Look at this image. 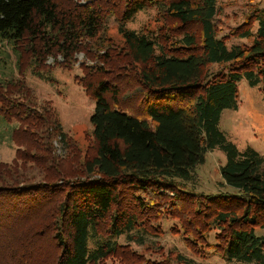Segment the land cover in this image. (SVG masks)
Instances as JSON below:
<instances>
[{"label": "trees", "instance_id": "1", "mask_svg": "<svg viewBox=\"0 0 264 264\" xmlns=\"http://www.w3.org/2000/svg\"><path fill=\"white\" fill-rule=\"evenodd\" d=\"M244 1V21L222 34L219 0H0V48L9 46L19 74L0 75V117L15 124L16 144L14 159L0 161V199L33 197V221L18 238L49 236L57 251L38 264H172L131 246L157 235L166 218L179 222L201 256L264 264V236L255 231L264 227V155L241 151L219 125L223 110L238 107L240 80L264 93V7ZM146 8L157 9L162 25L128 28ZM111 19L121 44L108 36ZM230 36L249 43L229 46ZM80 52L94 63H81L76 81L96 100L84 153L25 77L29 68L46 78L49 58L72 69ZM216 148L227 155L221 173L236 191L196 194L186 184ZM22 208L0 212L4 232L15 231ZM30 255L22 251L9 263L35 264ZM174 260L201 264L181 253Z\"/></svg>", "mask_w": 264, "mask_h": 264}, {"label": "rangeland", "instance_id": "2", "mask_svg": "<svg viewBox=\"0 0 264 264\" xmlns=\"http://www.w3.org/2000/svg\"><path fill=\"white\" fill-rule=\"evenodd\" d=\"M78 1L82 3V1L87 2L89 0ZM256 1L260 2L261 6L264 7V0ZM219 8L218 18L222 34H229L231 28L240 25L244 21L245 13L248 11L244 0H219ZM161 25L162 20L156 8H146L138 12L127 23L128 28L140 32L145 29L157 30ZM107 33L116 43H123V38L118 30V21L115 19L109 21ZM244 42L249 43L247 39L230 36L228 45L242 44ZM15 59L16 56L10 51L9 46L6 47V51L0 48V75L10 76L11 70H13V75H19L17 74ZM57 59L62 61L60 60L62 57L59 58L58 56ZM76 59L72 69H65L57 65L52 58H49L47 64L51 66V71L46 74V78L42 79L33 75L29 68L26 70L25 77L41 102L47 100L52 102L58 112L64 131L68 133L72 140L81 148L82 153H84L92 142L93 127L91 115L95 109L96 100L86 93L84 87L76 81L75 76L76 74H82L81 63L86 61L92 64L94 61L84 52L77 53ZM27 66L28 62L24 63L25 69ZM214 68L216 69L217 67ZM12 124L14 123L12 122ZM219 125L227 138L234 142L241 151L252 148L264 155V93L261 88L251 86L245 79L240 80L238 82V107L237 109L223 110ZM11 126L9 122L1 121L0 119V161L3 162H11L16 155V144L11 141L9 134ZM54 147L56 154H64L65 149H63L58 138L54 139ZM226 161L227 155L222 149L216 148L212 151H207L204 155L203 163L199 164L195 169L194 179L186 184L187 188L196 194H234L236 188L226 183L221 173V166ZM20 202L11 203L0 199V212H8L7 208L21 207L22 205V210L24 209L22 213L23 219L19 220L20 222L15 231L11 232V229L8 232H4L6 229L0 227V264H10L11 256L16 257L22 251L29 255L31 252L35 256H32L35 258L33 262L35 264H38L36 259L40 260L47 255L52 257V255L57 253L53 242H50L51 238L49 236L45 237L43 235V237L35 239L36 235H31L30 239L28 238L26 241L19 240V234L28 229L29 225L26 224L28 219H30V222L33 221L29 216L35 213L34 211L30 214L33 197L28 200V203ZM2 217L0 216V220L3 219L0 225L6 223V218ZM23 222H25V226H23ZM255 231L257 235L264 236V227L257 226ZM9 232V236L6 237L5 234ZM156 233L157 235H146L147 238L144 245L131 242L132 248L154 260L162 261L169 258L172 264H178L174 259L176 254L179 253L191 257L201 264H255L235 260L226 261L220 255L213 253L201 256L199 252H195L188 245L179 222L172 218L164 219L160 223L159 231ZM215 234L213 230L209 233L208 236L211 241L214 240ZM119 241L125 243L126 239L121 237ZM51 248L53 249L52 252H50ZM50 261L52 262V260ZM39 264L49 263L41 262ZM98 264H119V259L109 258L102 260Z\"/></svg>", "mask_w": 264, "mask_h": 264}, {"label": "crops", "instance_id": "3", "mask_svg": "<svg viewBox=\"0 0 264 264\" xmlns=\"http://www.w3.org/2000/svg\"><path fill=\"white\" fill-rule=\"evenodd\" d=\"M0 119H1V121H6V120H3L1 117H0ZM6 122H8V121H6ZM9 124H11L12 126L10 127V129H11V133L9 132V134H10V139H11V135H12V132H13V128L15 127V124H12V122H9ZM4 129H5V127H4Z\"/></svg>", "mask_w": 264, "mask_h": 264}, {"label": "built area", "instance_id": "4", "mask_svg": "<svg viewBox=\"0 0 264 264\" xmlns=\"http://www.w3.org/2000/svg\"><path fill=\"white\" fill-rule=\"evenodd\" d=\"M83 2H85V1H82V3H83ZM60 57H61V56H59V58H60ZM52 60H53V58H52ZM60 60H63V59H60Z\"/></svg>", "mask_w": 264, "mask_h": 264}]
</instances>
